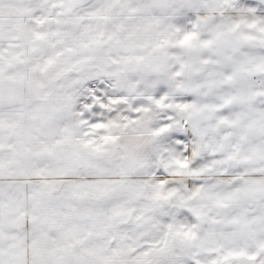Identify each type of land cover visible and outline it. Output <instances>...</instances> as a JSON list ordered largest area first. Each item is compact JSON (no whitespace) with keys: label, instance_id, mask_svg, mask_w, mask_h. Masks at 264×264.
<instances>
[{"label":"snow or ice","instance_id":"snow-or-ice-1","mask_svg":"<svg viewBox=\"0 0 264 264\" xmlns=\"http://www.w3.org/2000/svg\"><path fill=\"white\" fill-rule=\"evenodd\" d=\"M0 264H264V0H0Z\"/></svg>","mask_w":264,"mask_h":264}]
</instances>
